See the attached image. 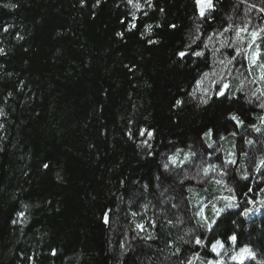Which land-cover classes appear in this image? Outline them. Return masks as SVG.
Here are the masks:
<instances>
[{
    "label": "trees",
    "instance_id": "1",
    "mask_svg": "<svg viewBox=\"0 0 264 264\" xmlns=\"http://www.w3.org/2000/svg\"><path fill=\"white\" fill-rule=\"evenodd\" d=\"M133 3L0 0V264H264V0Z\"/></svg>",
    "mask_w": 264,
    "mask_h": 264
},
{
    "label": "snow or ice",
    "instance_id": "2",
    "mask_svg": "<svg viewBox=\"0 0 264 264\" xmlns=\"http://www.w3.org/2000/svg\"><path fill=\"white\" fill-rule=\"evenodd\" d=\"M147 2L149 4V6H151V0H147ZM128 3L130 5H132L134 8H136L137 10H139L140 5L138 3H133V0H128ZM195 3L197 5V7H198L199 15H200L201 18L205 17L206 11L211 10V9L214 8V5L212 3V0H195ZM7 7H15V5H7ZM133 18L135 19V14L134 13H133ZM131 27L134 28L135 25L133 24ZM148 27L150 28L151 26L149 25ZM170 27H173L174 28L175 25H171ZM5 31H7V29H5ZM239 31H242V29L239 30ZM238 34H239V32H238ZM117 35H122V33H118ZM255 38H256V34L253 33V39H255ZM2 51L3 50H0V53H2ZM178 55H179V57L183 58L184 56L187 55V53H185V52H179ZM195 55L199 56V55H202V53L197 52V53H195ZM261 79H264V74L261 75ZM228 87L229 86L227 84H224L223 86H221L220 88H218V90L215 93V97L217 99H219V98H226V89ZM209 99H211V97L204 98V99L201 100V103L202 104H208ZM180 103H181L180 101H176V104L177 105H179ZM261 107H264V105H261ZM229 119L232 120V121H234L237 126H240L243 123V121L237 115H235V114H231L229 116ZM140 135H142V136L145 135V132L144 131H141ZM212 135H213V130L212 129H209L208 131H206L204 133V136L207 137V138H209V139L212 137ZM147 136H148L149 139H151L152 133L151 132H147ZM144 143L147 144V141H145ZM249 143H250V141H249ZM48 167L49 166L47 164L44 165V168L45 169H47ZM221 211H223V210H218L217 215H219V213ZM19 215L22 217L23 216V213H20ZM105 216H107L106 213H105ZM205 223L207 224V227L209 229H211L212 226H213V224L216 223V221L214 220V221L208 222L207 219H205ZM229 240L232 243H236L237 242V237L235 235H231V236H229ZM195 243L197 245L202 246V241L199 238L196 239ZM219 247H223V245L220 243L219 240H217L214 244H212L211 250L213 252H216ZM53 254H55V253H53ZM250 255H251V249H249L248 247H243V248L240 249V251L235 256L232 257V259L233 260H238V261H240V264H243V260L246 257H249ZM198 258L199 257H197V259ZM187 264H192V260H189L187 262ZM209 264H211V262H209Z\"/></svg>",
    "mask_w": 264,
    "mask_h": 264
},
{
    "label": "rangeland",
    "instance_id": "3",
    "mask_svg": "<svg viewBox=\"0 0 264 264\" xmlns=\"http://www.w3.org/2000/svg\"><path fill=\"white\" fill-rule=\"evenodd\" d=\"M246 58L250 70H252L255 76L256 77L261 76L264 65H262L259 61V52L254 44L249 45V47L247 48ZM222 76H223V71L220 72L217 71L214 73V77L217 79L221 78ZM205 86H206L205 83L201 82L199 86V90L202 92V89ZM188 160H189V155L185 153L175 154L172 156H168L166 158L167 163L173 166H179ZM195 169L199 170L197 168ZM197 173L198 174L196 176V179L199 182H203L204 180L218 181L217 179L220 177V172H215L214 169H209V168L200 169ZM220 243L223 245V247H219L216 252L212 251L216 258L211 261V264L232 263L234 261L240 263V261L232 259V257L235 256L240 251V249L236 251L228 250L222 242ZM251 256L252 254L249 257H246L244 260L250 258Z\"/></svg>",
    "mask_w": 264,
    "mask_h": 264
}]
</instances>
